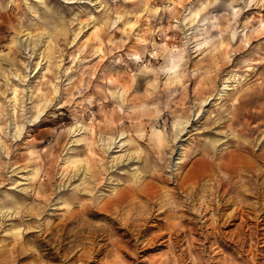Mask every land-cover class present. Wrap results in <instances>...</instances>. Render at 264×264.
<instances>
[{
	"label": "clouds",
	"instance_id": "obj_1",
	"mask_svg": "<svg viewBox=\"0 0 264 264\" xmlns=\"http://www.w3.org/2000/svg\"><path fill=\"white\" fill-rule=\"evenodd\" d=\"M116 2L111 0V4ZM153 2L123 0L124 4L134 5L129 11L111 7L109 0H19V31L13 29L9 50H0V188L7 182L5 176L14 174L8 165L11 153L20 144L25 149L24 170L31 169L32 174L25 178L24 188H16L24 198L34 201L24 207V217L34 215L39 219L46 210L49 214L71 211L73 206L84 207L85 203L99 207L105 197L96 185L109 172L118 174L107 176L106 191L125 183L120 175L132 187H138L137 181L149 176L173 182L188 160L200 155L214 159L224 151L221 145L227 140L252 151L259 147L258 141L238 135L231 127L236 106L221 103L237 90L243 77L255 71L253 54L241 56L235 68L215 76L219 87L210 95L200 96L193 89L187 107L183 103L188 99L187 84L209 77L208 62L215 64L221 45L237 44L232 50L235 56L248 48L257 31L264 34V21L259 28H250L251 21L240 27L242 13L257 0H162L163 8L150 7ZM16 6L17 0H0V15H14ZM258 6L264 7V0H258ZM138 13L146 15L144 26L137 30L131 20L139 25ZM96 26L105 36L102 47H97L95 36L91 45L73 47L83 32ZM97 57L107 63L103 67L99 62L88 63ZM223 63L230 64L231 60ZM41 65L45 66L44 71L33 80ZM125 78L128 86L121 82ZM90 88L93 93L85 95ZM133 89L137 94L130 96ZM94 105L98 107L96 113L91 111ZM106 105L111 106L109 111L116 114L120 127L107 121L103 126L97 123L93 137L92 120L105 114ZM206 106L216 111H206ZM60 109L67 110L71 123L51 128L48 147L37 149L31 139L33 130L63 116ZM202 117L203 128L191 127L193 121L200 123ZM125 120L127 124L123 123ZM226 123L224 140L217 139L215 129ZM207 132L213 135H204ZM159 139L164 143H159ZM73 144L83 147L72 149ZM57 150L59 156H53ZM89 150L99 152L104 159L94 166L85 162L79 170L71 166L72 157L64 155L71 151L78 157ZM113 151L116 155H111ZM81 173L83 183L71 187L65 183ZM57 176L60 179L53 183ZM221 177L229 179L223 173ZM45 179L49 181L47 185L37 183ZM85 184L89 185L87 189ZM45 189L51 195L41 203L43 198L38 199L37 193ZM85 191L87 201L83 199ZM5 199L15 204L14 197ZM191 200L190 192H179L167 194L157 203L175 215L191 205ZM4 204L0 200V227L9 216L22 215L18 207L7 208ZM9 235L15 236V232Z\"/></svg>",
	"mask_w": 264,
	"mask_h": 264
},
{
	"label": "rangeland",
	"instance_id": "obj_2",
	"mask_svg": "<svg viewBox=\"0 0 264 264\" xmlns=\"http://www.w3.org/2000/svg\"><path fill=\"white\" fill-rule=\"evenodd\" d=\"M110 6L117 9L132 10L134 5L124 4L117 0ZM150 7L163 8L162 0H154ZM188 5L185 3L184 7ZM87 7V5H85ZM99 7V5H97ZM15 14L0 15V50L8 51L12 45L16 31H19L17 17L21 14L22 4L17 0ZM93 15H97L93 11ZM140 15L139 25L135 19L131 20L134 29L143 27L145 21ZM82 20L87 17H81ZM246 21H251L250 28H259L264 21V7L253 4L240 17V27ZM122 26V25H121ZM171 35V33H169ZM102 47L105 40L99 26L90 27L83 32L73 47L93 42ZM119 38V33L116 34ZM239 43V41L237 42ZM237 44L221 45V52L216 54L215 64L208 62L209 77L201 79L199 83L193 80L187 84L188 99L184 100L187 107L191 100L193 89L200 96L210 95L219 87L214 79L220 72L236 67L241 56L253 54L255 71L243 77L237 85V90L230 92L223 105H235V119L231 127L237 134L251 141H258L259 147L255 151L251 148L236 147L231 140L221 145L224 151L214 159L204 155L188 160L179 171L173 182L161 177L149 176L143 181H137L138 187L130 186L126 177L119 178L125 183L111 191L105 190L107 176H117V172H109L96 185L97 191L105 198L99 207L73 206L71 211H58L49 214L44 211L39 219L36 216H23L26 205L34 203L32 199L24 198L16 186L24 188L25 178L32 174L31 169L24 170V147L15 146L11 153L9 169L14 170L10 177L5 176L6 183L0 188V200H4L7 208H19L21 216H9L0 227V264H264V34L257 31L255 38H250L247 49L232 55ZM71 52V49L67 50ZM65 61L68 57H64ZM224 60H231L225 65ZM99 62L103 67L106 60L89 61V64ZM67 66V64L65 65ZM44 65L33 77H40ZM128 86L125 78L121 81ZM96 81H93L95 84ZM93 93V89L85 95ZM137 94L133 89L129 95ZM82 99V97H77ZM146 104L150 103L145 101ZM212 103H216L213 99ZM106 105L103 116L96 115L92 120L91 134L97 133L96 124L104 125L110 122L120 127L117 116L109 111ZM215 112V108L206 111ZM63 116L58 115L56 121L42 125L33 130L31 139L36 142L37 149L47 148L49 145L48 131L59 124L71 123L66 109H60ZM93 113L98 112L97 106H92ZM127 124L128 121H123ZM144 124V121H141ZM146 127V125H145ZM191 127H204L203 117L200 123L192 122ZM223 128L217 126L215 137L224 140ZM204 135H213L211 132ZM28 139V137H25ZM127 137H125L126 139ZM141 147H144L143 142ZM163 144V139H159ZM82 145H71L72 149H81ZM187 147V145H185ZM177 152L179 149L176 150ZM54 151L53 156H59ZM71 156V166L79 170L86 162L94 166L104 157L95 150L76 156L74 152H67ZM111 155H116L115 151ZM7 162V161H6ZM64 165V160L59 161ZM57 171L60 169L57 168ZM123 172V169L119 170ZM221 173L228 176V180L221 177ZM41 175L43 173L41 172ZM52 176L51 171L48 177ZM80 176L65 181L70 187L83 183ZM59 176L53 183L58 182ZM48 179L37 183L48 184ZM89 185L85 184L87 189ZM202 187L204 190H202ZM190 192L191 205L185 206L177 214L170 215L159 207L157 201L167 194ZM51 195L49 189L39 191L37 198L47 199ZM14 197L15 204L5 199ZM52 199H56L52 196ZM83 199L88 200L85 191ZM196 209L197 211H193ZM37 211V209H33ZM15 232V236L9 233Z\"/></svg>",
	"mask_w": 264,
	"mask_h": 264
},
{
	"label": "bare ground",
	"instance_id": "obj_3",
	"mask_svg": "<svg viewBox=\"0 0 264 264\" xmlns=\"http://www.w3.org/2000/svg\"><path fill=\"white\" fill-rule=\"evenodd\" d=\"M258 1V0H257Z\"/></svg>",
	"mask_w": 264,
	"mask_h": 264
}]
</instances>
